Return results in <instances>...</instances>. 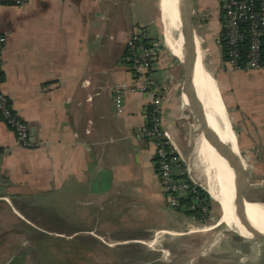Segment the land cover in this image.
<instances>
[{
    "label": "crops",
    "instance_id": "crops-1",
    "mask_svg": "<svg viewBox=\"0 0 264 264\" xmlns=\"http://www.w3.org/2000/svg\"><path fill=\"white\" fill-rule=\"evenodd\" d=\"M158 6L161 0L0 6V30L7 37L0 58L2 90L34 139L43 142L32 150L18 146L0 118V201L17 214L60 220L46 229L80 247H130L123 253L146 257L157 252L146 248L156 246L163 233L187 231V215L168 207L153 141L136 136L149 124L151 98L127 93L117 115L112 97L115 84H132L139 76L127 51L136 27L150 26L157 41ZM194 26L206 68L214 78L209 67L218 72L239 152L252 168L251 178L264 184V66L260 71L229 66L218 43L223 17L217 0H195ZM162 51L151 73L166 89L162 126L192 165L202 127L197 124L198 135L184 104L181 64Z\"/></svg>",
    "mask_w": 264,
    "mask_h": 264
},
{
    "label": "rangeland",
    "instance_id": "rangeland-1",
    "mask_svg": "<svg viewBox=\"0 0 264 264\" xmlns=\"http://www.w3.org/2000/svg\"><path fill=\"white\" fill-rule=\"evenodd\" d=\"M157 1L160 5V0ZM159 7L156 11V40L161 44L162 54L172 55V50L166 45ZM176 34L178 32L175 31V37ZM175 58L180 63L176 56ZM209 68L217 80L218 72L213 71V67ZM182 78L184 79L183 70ZM222 96L226 103L223 94ZM197 134L200 135L199 130ZM190 166L196 183L206 190V167L199 161ZM247 173L245 182L242 183L246 199L264 203V184L259 185L251 178L252 168L249 167ZM260 177L264 180V173ZM209 197L212 209L206 219L183 212L187 215V231L181 235L175 232L169 235L163 233L161 239L164 240L157 239L156 246L146 248H155L157 252L143 256L144 258L139 253H123L130 250V247L111 249L99 244L80 247L76 241L62 238L60 232L46 229L47 224L53 229L59 226L60 220L56 219L52 223L47 220L46 215H38V212L32 215L17 214L9 204L0 201V264H264V238L252 236L245 239L235 227H228L226 224L216 226L225 209L224 205L210 195ZM43 210L45 211L44 208ZM27 218L34 220L33 222L38 220L39 223L29 222ZM135 248L139 251L146 250L137 246Z\"/></svg>",
    "mask_w": 264,
    "mask_h": 264
},
{
    "label": "built area",
    "instance_id": "built-area-1",
    "mask_svg": "<svg viewBox=\"0 0 264 264\" xmlns=\"http://www.w3.org/2000/svg\"><path fill=\"white\" fill-rule=\"evenodd\" d=\"M28 0H0V6L20 7ZM223 17V29L218 39L223 48L226 43V60L235 71H260L264 66V0H217ZM7 37L0 30V58ZM128 61L139 75L132 83H117L112 97L117 115L124 111L127 93L145 94L151 98L148 111L149 124L142 127L137 138L151 139L155 145L156 165L163 183L168 207L174 211L184 208L183 202L192 197L187 208L202 220L210 213L211 205L202 198L204 190L192 175L191 166L174 147L162 126L163 103L166 89L151 73L161 53V44L151 38L150 26H138L127 43ZM0 118L14 133L17 145L38 149L43 142L34 139L29 125L13 110L10 99L2 90L0 79Z\"/></svg>",
    "mask_w": 264,
    "mask_h": 264
},
{
    "label": "bare ground",
    "instance_id": "bare-ground-1",
    "mask_svg": "<svg viewBox=\"0 0 264 264\" xmlns=\"http://www.w3.org/2000/svg\"><path fill=\"white\" fill-rule=\"evenodd\" d=\"M176 4L177 0H161L162 22L167 47L176 57L182 59L185 38L182 34L179 9ZM175 31L178 32L177 37L174 36ZM194 85L211 129L223 143L229 146L232 158L234 157L244 166L245 160L237 147L236 134L221 90L206 68L199 48L194 68ZM202 131L196 160L206 167V191L224 205L225 209L216 226L226 224L228 227L237 228L243 237L264 238V203L250 202L246 199L242 189L245 174L238 171L233 160L229 161L227 155L213 147L203 127Z\"/></svg>",
    "mask_w": 264,
    "mask_h": 264
},
{
    "label": "water",
    "instance_id": "water-1",
    "mask_svg": "<svg viewBox=\"0 0 264 264\" xmlns=\"http://www.w3.org/2000/svg\"><path fill=\"white\" fill-rule=\"evenodd\" d=\"M176 7L179 9L181 30L185 38L183 45V58H177L180 60L184 74L182 92L183 96H186L188 99V105H186L184 101L186 109L194 121L196 131H198L197 124L200 123L213 147H215L217 150H220L224 155H227V159L229 158V161L233 160L238 171L246 175L248 174L247 172H249V166L245 162V167V165L243 166L237 161V159L234 157L232 158L229 146L223 143L219 139L218 135L211 129L206 118L204 107L196 92L194 85V68L197 60L198 48H200V45L194 26L195 0H177ZM240 236L243 237L242 235ZM243 238L247 239V237Z\"/></svg>",
    "mask_w": 264,
    "mask_h": 264
},
{
    "label": "trees",
    "instance_id": "trees-1",
    "mask_svg": "<svg viewBox=\"0 0 264 264\" xmlns=\"http://www.w3.org/2000/svg\"><path fill=\"white\" fill-rule=\"evenodd\" d=\"M223 50H224V53L226 55L227 47H226V43L225 42L223 43ZM263 50H264V47H263ZM0 79H2L1 73H0ZM1 151L2 150L0 149V153H1ZM200 194H201L202 198L205 199V202H207L209 205H211L210 208L212 209V204H211V200H210V197H209L210 194L208 195V193H206L204 190H200ZM191 202H192V197H189L188 199H186L183 202L185 207L181 208L179 211L186 212L187 214H191L192 215L193 213L187 209L190 206Z\"/></svg>",
    "mask_w": 264,
    "mask_h": 264
}]
</instances>
